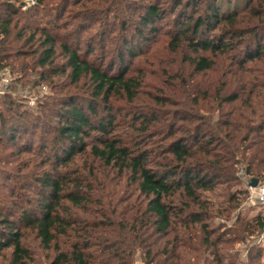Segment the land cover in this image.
I'll list each match as a JSON object with an SVG mask.
<instances>
[{
    "label": "trees",
    "instance_id": "obj_1",
    "mask_svg": "<svg viewBox=\"0 0 264 264\" xmlns=\"http://www.w3.org/2000/svg\"><path fill=\"white\" fill-rule=\"evenodd\" d=\"M97 1L0 0V257L29 264L33 234L49 264H262L264 0H149L108 52L126 4Z\"/></svg>",
    "mask_w": 264,
    "mask_h": 264
},
{
    "label": "rangeland",
    "instance_id": "obj_2",
    "mask_svg": "<svg viewBox=\"0 0 264 264\" xmlns=\"http://www.w3.org/2000/svg\"><path fill=\"white\" fill-rule=\"evenodd\" d=\"M127 1V3H126ZM100 3V0L97 1V4ZM149 3V0H125V4L126 6L123 7L124 4H120L119 6V11L117 13L116 16H113V15H110V18L106 21V24L109 26H111L112 28L116 29L115 32L113 34H108L107 35V38H106V43H107V46L104 47V51H110L112 49V42H110L109 40V37H112V35H117V31L118 29L121 28V22L125 21L126 25H127V28L130 29L131 31H134L135 27H136V24H137V16H138V13H140L142 11L141 7L142 5H145ZM128 4V6H127ZM130 6V7H129ZM100 9L102 8V5L98 6ZM71 11H76V9H78V7H72V8H69ZM68 9V10H69ZM97 9V7H96ZM191 11V10H189ZM113 14V13H112ZM67 14L65 13V16ZM171 17V18H170ZM170 20H165V21H162L160 22V26L164 29V30H167L170 26L167 24H171L172 23V16H169ZM94 23V27L96 26V23H98V21L96 20ZM163 30V31H164ZM94 29H90V30H87V34H94ZM160 37V35L157 36V38ZM118 38V37H117ZM97 41L100 42V38H97ZM154 44L151 43V42H147L145 44L142 45V51L143 53L140 54L139 56L133 58L132 60V64H130V67L132 70L134 69H139V68H142V67H146V69H150L152 71H154V66H151L150 68L147 66V64L145 63L144 59L146 58L145 55H144V52L147 51L148 49L151 48V46H153ZM98 47V53L100 52L101 48L99 45H97ZM154 47V46H153ZM97 53V54H98ZM100 55V54H98ZM152 68V69H151ZM132 72V71H131ZM150 79L152 80V83H153V86L155 87V84L154 82L157 84L158 82L155 81L154 77L152 76H149ZM158 86V85H157ZM162 89V86H158L156 88H152V86H147L143 89V92L144 93H148V92H151V93H154L155 91H161ZM20 95H19V98L20 100L22 101L23 105L24 106H27V108H29L31 111H37L38 109V103L40 101H42L45 97V92L48 91L47 88H30V87H26L25 89L23 88H20ZM19 91V90H18ZM142 94L141 97L143 100H146L147 99V95L145 94ZM138 103V102H136ZM140 104V103H138ZM3 104H1V107ZM141 105V104H140ZM52 120H53V123H52V126L55 125V117L52 116ZM52 126H48L47 128H39V129H36L37 131V135L39 136L41 133L43 134H51V132L53 131L52 130ZM38 141V139H37ZM16 149V148H15ZM34 149L36 150L37 147L35 146ZM32 158V157H31ZM33 159V158H32ZM34 161V159H33ZM1 183H7V185H11L12 184V181H8V180H4V179H0V185ZM241 187V188H246V185L245 184H235L234 185V188L236 187ZM243 208L246 209V211H244V213L250 215V216H253L254 214H256L257 212H261L263 211L264 212V207L262 206H259V205H251L250 203H248V200L245 201V203H243ZM261 243L262 245H264V237H261ZM24 243L26 245V248H28L31 252V256H32V259L31 261H29L28 263L29 264H49L50 260L52 259V257L54 256V253L53 252H49L47 250H44L40 247V244H39V241L35 238V236L33 234H28L26 236V238L24 239ZM7 251V254H6V257L7 259H3V257L1 258L0 257V264H8L9 260L8 258L10 257V252H11V249H8L6 250ZM245 256L243 255L242 258H244ZM261 263L264 264V248L262 250V258H261Z\"/></svg>",
    "mask_w": 264,
    "mask_h": 264
},
{
    "label": "built area",
    "instance_id": "obj_3",
    "mask_svg": "<svg viewBox=\"0 0 264 264\" xmlns=\"http://www.w3.org/2000/svg\"><path fill=\"white\" fill-rule=\"evenodd\" d=\"M35 4V0H25V7ZM11 83V76L8 72L0 70V95L5 92ZM248 203L251 205H259L264 207V183L258 184L256 187L247 185Z\"/></svg>",
    "mask_w": 264,
    "mask_h": 264
},
{
    "label": "water",
    "instance_id": "obj_4",
    "mask_svg": "<svg viewBox=\"0 0 264 264\" xmlns=\"http://www.w3.org/2000/svg\"><path fill=\"white\" fill-rule=\"evenodd\" d=\"M258 184H259V181L257 179H252L249 183V185L252 187H256L258 186Z\"/></svg>",
    "mask_w": 264,
    "mask_h": 264
},
{
    "label": "crops",
    "instance_id": "obj_5",
    "mask_svg": "<svg viewBox=\"0 0 264 264\" xmlns=\"http://www.w3.org/2000/svg\"><path fill=\"white\" fill-rule=\"evenodd\" d=\"M137 264H142V262L140 260L137 261Z\"/></svg>",
    "mask_w": 264,
    "mask_h": 264
}]
</instances>
